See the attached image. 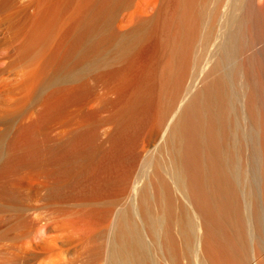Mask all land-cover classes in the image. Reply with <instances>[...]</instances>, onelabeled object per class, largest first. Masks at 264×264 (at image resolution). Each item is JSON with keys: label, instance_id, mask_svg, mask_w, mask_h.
Masks as SVG:
<instances>
[{"label": "bare ground", "instance_id": "6f19581e", "mask_svg": "<svg viewBox=\"0 0 264 264\" xmlns=\"http://www.w3.org/2000/svg\"><path fill=\"white\" fill-rule=\"evenodd\" d=\"M132 3L90 4L64 64L85 97L66 156L99 168L92 253L264 264V0H150L125 18ZM35 126L20 129L29 143Z\"/></svg>", "mask_w": 264, "mask_h": 264}, {"label": "rangeland", "instance_id": "374dc122", "mask_svg": "<svg viewBox=\"0 0 264 264\" xmlns=\"http://www.w3.org/2000/svg\"><path fill=\"white\" fill-rule=\"evenodd\" d=\"M95 1L0 0V264H105L92 253L106 236L97 158L66 156L85 97L70 91L64 64ZM32 122L29 143L20 129Z\"/></svg>", "mask_w": 264, "mask_h": 264}]
</instances>
